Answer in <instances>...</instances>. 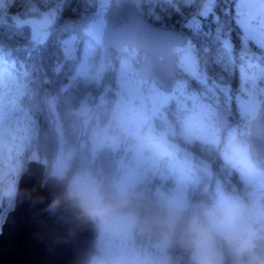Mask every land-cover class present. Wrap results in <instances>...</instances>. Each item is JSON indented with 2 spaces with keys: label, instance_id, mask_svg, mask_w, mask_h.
<instances>
[{
  "label": "flooded vegetation",
  "instance_id": "1",
  "mask_svg": "<svg viewBox=\"0 0 264 264\" xmlns=\"http://www.w3.org/2000/svg\"><path fill=\"white\" fill-rule=\"evenodd\" d=\"M30 1L33 2V0ZM240 1L241 0H237L236 3H233L232 0L222 2L225 18L220 19V22L223 23V26L225 28H229L228 33L222 32L218 35L219 39L220 37H222L221 49L224 52L233 53L234 51H236L235 47H237L238 44L234 42V37L232 35L233 32L237 33V39H240L242 46L244 45V33H242L243 28L238 20V7L240 5ZM206 2H208V0H187L186 2L188 7L190 5H193L195 7H198L199 9L193 18H191L187 22L185 21L184 26L180 27V30H182L184 34V40L183 42H181L182 44L180 45L179 43H176L170 50V53L172 54L175 61V66L177 68L178 74L174 79L173 85L169 89V91L160 89L152 80L146 82L148 86H155L171 97L169 100V104H166L165 108L163 109L165 117H163L161 114V117L159 115H153L151 117L152 119H149V126L146 130L148 132L152 130L164 132L163 130L167 128V133L171 137V149H174V152L176 154H174V156L172 157H167L164 155L158 157V153H151V150V152H148L146 150L144 155L142 156V159L148 158L146 160L147 168L151 165H158V167L160 166V169L156 170L157 173L149 172L150 174L146 175L147 178H145L146 176H143L141 173H139L138 177L133 176V178L127 180L129 187L118 186L120 185V182L122 180H125L121 177L123 174V170L121 171V160H128V162L131 161L130 159H132V156L136 155L137 153L136 151H134V149L139 144L138 140L136 139L137 137L132 138L131 135L124 134L122 125L120 124L118 126L116 124L118 117L117 114L118 111L122 109L124 97V91L122 89L123 83L121 82V78L119 77L121 69L117 67L118 63L120 62V55H122L123 50H120L115 46L112 47L113 62L108 70H106L105 66H103L102 72L99 71L98 73H96V71L88 67L85 76H82L78 73L76 79L80 81L83 92L81 97L78 98V106L76 108H73L72 112L70 113V115L73 114L71 117L65 118L69 115H65L63 113L65 118L64 120L59 111L56 109V102L58 100V97H56V102L54 100L53 120L55 123V129L58 134H61L57 126L60 125L63 129V134L72 132L78 136L77 146L76 143L69 144L70 147L76 146L75 153L82 151L83 156H85L87 159L91 158L92 161H94L96 156L98 157L100 154L107 153V156L109 155L108 158L110 159V161L106 162V164L104 161H99V163L97 164H94L95 162L85 163L84 174H88V169L93 167H97L100 170L99 171L97 169L99 174H97L96 177L92 176L91 181L94 183L96 189L106 201L112 202L118 199H123L127 202L131 200L133 201V204L131 206L128 205L120 213H127V215L129 216L127 222L124 224L125 228H131V230L128 231V236H131L132 240L127 239L128 242L125 241L128 247H130L128 248L131 250L129 252L133 251L143 254L146 249L155 250L160 246V241H154L153 243L152 240H145L144 238V231L146 228L143 225L142 220L139 222V217H141V215L145 216L144 214L148 215V218L151 217L150 214L152 213V210H154L153 207L155 206L152 207L151 204L140 202L139 198H147L150 197V195H153L156 196L159 201L163 200L166 204L165 211L168 217L172 211L169 207L168 199L171 196L176 197L179 195L180 201L182 202L183 200L182 203H186L183 206V209L177 215L180 216L182 212L190 209V202L192 200L198 199V196L196 195V189L201 183V175H203V177H205L206 179L209 175L211 181L216 171L213 168V161L208 156H206V154H204L201 145L214 147L215 149H221L222 159L226 163H228L230 167H233V163L228 157V154L233 150L232 132L235 130L239 132L240 126H242V122L239 115V104L237 103L238 101L233 97V85L230 83L226 85L225 83L220 82L219 79L217 80L214 78V76H211L209 74L207 66H205L203 64V61L201 60L200 39L202 34L201 28L203 19H205L210 13L213 12L215 8L214 4L216 3V1L213 0L210 3L209 7H207L206 13H203L202 9L205 7ZM158 5L160 4L156 5L152 2V0H143L140 11L142 14H144L142 12V8L156 9V6ZM39 6H43L44 10L42 12L47 14L51 12L49 10V7L53 6V19L51 20L53 23L44 31L45 37L43 38V40L39 39V37L37 38L39 39V41L33 40L35 51L40 54V44L42 42L48 44L52 39L59 38L70 33L71 40L69 41L71 43L66 44L64 42V38L61 41L62 44H60V42H57L58 45L56 46L55 50L58 51L56 57H65L71 65H69L64 59H61L60 61L56 60L54 62L55 66L53 67L58 72H64V70L70 71L71 74L68 76V79L69 82H72L74 80V68L72 66V62H74L75 60L74 58L82 57L86 47H90L92 45V41L97 42L95 38L87 33L88 25L90 22L94 21V18L97 15L100 16L102 13V21L104 20L105 22V29V14L107 12V9L112 6V0H39ZM96 12H98L97 15L95 14ZM213 14L216 18H218V14H216L215 12H213ZM234 20L237 23V27L232 26ZM159 21L172 23L170 20L166 19L153 20L152 22L158 25L157 22ZM161 25L165 24L163 23ZM104 29L102 32L101 40L103 37ZM194 31L196 32V34L194 33ZM81 41L85 42L84 49ZM97 47L99 48L98 50H95V52L97 53V57H103V45L100 44ZM134 53L141 58L145 56V54L138 49H134ZM257 53L258 58L256 67L259 72H262L264 70V44L258 45ZM181 57H190L189 62H193L192 68L186 69L180 61ZM159 60H163V57L160 56ZM249 61V55L244 54L242 59L238 62V66L240 67L241 72L248 69L247 67L250 64ZM99 67L100 64L97 66V69ZM93 68L96 67L94 66ZM76 71L78 72L79 70ZM90 72H92V74H90ZM95 74L96 77L93 78ZM104 76H106V78L109 80H105ZM262 83H264V80L259 81V84ZM68 86L69 85L67 84V87ZM211 89L215 90V97L221 95L219 98L220 103L213 110L215 112L216 118L218 107L221 105L233 111L236 117L235 124H232L225 129H221L218 127V123H216V132H214V134L208 133L206 135L207 138L210 139L200 140L198 138L192 137L187 138L185 136L184 126L189 120L191 112L194 113L192 100L194 102H201V105L207 107L208 97L204 95V93L207 90ZM257 89H260V85H257ZM60 93L63 94L64 92L60 91ZM172 93H174V95ZM228 94L231 96V98L228 97ZM261 105H264V103H262ZM245 125H247V123ZM67 127L69 129H67ZM247 127L248 130L245 132L244 136H247L250 133V128L249 126ZM181 141H183L185 145H182ZM239 143L240 145L247 147L245 139L240 140ZM188 145H195L196 149ZM178 156H180V158L184 160L190 161L188 162V165L190 166L189 177L192 178L193 183L196 184L180 186V182L184 180L185 172L169 169V166L176 162H174V160L176 157L178 158ZM152 157L153 159L154 157H157L159 162L151 163L153 160ZM105 167L112 170H109L110 172L106 174L103 171ZM259 171V179L263 181L264 177L262 176H264V169H261ZM178 187H180V189ZM203 188V194L204 192L208 193V183L205 184ZM181 190L182 193H180ZM260 192V203L264 210V189H261ZM203 194H201V196ZM213 209L215 210V208ZM138 210H140V212ZM211 211L212 210H209L207 212L209 223V216L211 215ZM260 219V222L263 225L258 226V230L256 232L257 236L254 235L251 237L252 246L246 248L240 247V250L236 251L238 258L240 259L239 264L246 260H253L257 264H260L261 261H264V259L258 257L260 255L254 252V247L257 246L255 245L254 239L264 238V214L260 216ZM193 220L195 222L196 217H194ZM149 225L150 224L146 223L147 228L149 227ZM95 230V245L98 247V249H100L101 245L103 244V240L100 238V230L96 223ZM163 237H166V241L164 243H167V246L170 247L169 236L167 234H164ZM215 240H217V237L215 238ZM231 245H233V242H231ZM98 251L101 255V251ZM243 252L247 253V255L249 256H243Z\"/></svg>",
  "mask_w": 264,
  "mask_h": 264
},
{
  "label": "rangeland",
  "instance_id": "2",
  "mask_svg": "<svg viewBox=\"0 0 264 264\" xmlns=\"http://www.w3.org/2000/svg\"><path fill=\"white\" fill-rule=\"evenodd\" d=\"M212 1L213 0H208V2H206L205 7L202 9L203 13H206V9ZM4 2L5 0H0V7L5 8L7 3ZM29 4L33 7L37 6L35 1H31ZM52 9L53 6H50L49 10L51 12L48 14L32 10V16L30 17H28L26 13L22 18H14L17 23L29 24L32 27L31 39L29 42L31 46L34 44L33 40H43L45 37L44 31L53 23L51 21L53 19ZM97 13L98 12L95 14L97 15ZM238 15L239 23L245 33V49H247V51L252 50L253 47L250 46L251 44L249 45V43H254L257 46L264 44V0H241L238 7ZM102 19L103 16L101 13L100 16L97 15L94 21L89 23L87 28V33L95 38L97 42H101L104 29L105 22L104 20L102 21ZM38 37L39 39H37ZM70 43L69 40L66 42V44ZM244 54L247 53L244 52ZM83 57L84 61L81 65L82 68L78 71L79 74L85 76L88 67L93 68L97 58H99L97 66L99 65L100 59L101 63L98 69L96 67V73L102 70L104 64L103 59L102 57H97L95 47L92 50L87 48ZM189 60L190 57H181L180 61L186 69L192 68L193 66V62H189ZM256 66L257 61L253 60L247 67V71L242 74L241 93L236 95V97L239 98V102L237 103L239 104L238 108L242 126H240L239 132L236 130L232 132L233 138L236 132L245 134L248 130L247 126L250 124V120L256 115L261 104L264 103V83L259 84L260 80H264V70L259 72ZM122 67V89L126 91L128 97H123L122 109L118 111L116 124L118 126L121 124L124 134H129L132 138L137 137L136 139L139 142L134 149L137 153L132 156V159H130L131 161L128 162V160L120 159L122 164L121 171L123 170L121 177L125 179L127 183L125 180H122L118 186L129 187L127 180L133 178V176L138 177L139 173L146 176L151 172L157 173L156 170L160 169L158 165H151L147 168L146 160L148 158L142 159L146 150L148 152L152 151L151 153H158V157L163 155L172 157L175 152L174 149H171V137L167 133V128L163 130L164 132L154 130L146 132L149 126V119H152L151 117L153 115L160 116L161 114L165 117L163 109L166 104H169L170 95H167V93L155 86H143L142 83L135 78V74H132V70L134 69L132 65L125 63ZM5 74L7 80H5ZM26 74L27 73L22 72L17 78L15 73L6 69L0 74V92L2 94V96H0V206L3 197L4 199H9L15 194L19 171L24 165L23 156L32 145V139L36 136L34 117L31 115L32 112L28 107H24V104L27 102V87L31 86L33 89H36V85L25 86L23 77L26 76ZM95 77L96 74L93 78ZM257 85H260V89H257ZM172 94L174 95V93ZM214 94L215 90L212 89L204 93V95L208 97L207 107L201 105V102H194L192 100L194 113L191 112L190 118L184 126L185 136L187 138L192 137L200 140L210 139L207 138L206 135L216 132L217 118L213 110L220 103L219 98L221 95L217 94L218 97H215ZM228 97L231 98L229 94ZM22 109L23 111H20ZM246 123L247 125H245ZM57 126L61 133L62 140L65 141L64 138L67 137V134H63V129L60 125ZM77 145L78 136L76 141V146ZM76 146L70 147L67 144L66 149L62 148L58 152L54 162V167H56L54 168V173L57 172V176H63L69 169V159L74 157ZM247 152V148L242 146L234 149L233 153L228 156L230 161L235 163L234 165H238V163L243 165V176H245L243 195H241L239 199L229 196L227 200L223 201L222 205L228 203L229 207L225 209L224 207H219V209L216 208L214 214L209 216V225L203 229V232L211 238L216 248L218 253L217 264H224V262L222 251L218 242L216 244L214 236L221 237L230 243L231 241L237 242L241 248L250 247L252 246L251 237L257 232V229L253 226L254 220H257L259 216L264 214L259 198L261 189H264V179L263 181L258 179L257 174L252 171L247 164ZM158 162V158L154 157L151 163ZM174 162V164L169 166L170 170L185 172L184 180L180 182V186L193 184V179L189 177L190 166L188 162L190 161L184 160L178 156V158H175ZM76 178H83L82 173L76 174L74 179ZM145 178H147V176ZM178 188L180 189V187ZM180 193H182V190ZM244 194L248 197L250 196L248 201L242 200ZM168 200L169 207L172 210L169 218H174L179 214L186 203H182L183 200L182 202L180 201L179 195L176 197L171 196ZM3 213L4 212L0 211V223L3 219ZM128 217L127 213H122L115 218H110L109 223L115 224L118 230L114 233H105L103 236L100 233L103 244L99 249L101 251V257L99 259H103L104 264H139L140 260L143 264H165L166 257H164V255L167 254L168 247L167 243H164L166 237H163V242H160L158 249H146L143 254L133 251L129 252L131 250L128 249L130 247H128L126 242H128L127 239L132 240V237L128 236V231H130L131 228H125L124 226ZM192 259L194 261L193 257ZM260 264H264V261H261Z\"/></svg>",
  "mask_w": 264,
  "mask_h": 264
},
{
  "label": "trees",
  "instance_id": "3",
  "mask_svg": "<svg viewBox=\"0 0 264 264\" xmlns=\"http://www.w3.org/2000/svg\"><path fill=\"white\" fill-rule=\"evenodd\" d=\"M215 1L216 3L214 4L215 8L213 12L218 14V18H216L212 12L203 19L202 23V34L200 39L201 60L203 61V64L207 66L211 76H214L215 79H219L220 82H223L226 85L228 83L233 85L232 92L235 95L239 92L241 87V72L239 71L238 66V62L241 60V56L238 52L240 50L239 43L241 41L240 39H237V33L233 32L232 35L234 37V42L238 44V46L235 47L236 51L233 53L222 51V37L219 39L218 35L222 32L228 33L229 31V28H225L223 23L220 22V19L225 18L222 2L230 0ZM14 2V5L9 8V11L11 13L21 12L24 9L25 0H15ZM152 2L156 5H160L156 6V9L142 8V12L147 17L151 20H170L172 23L164 21H159L157 23L174 25L179 28L184 26L185 21L187 22L193 18L199 9L193 5L188 7L186 4L187 0H152ZM232 2L236 3L237 0H232ZM3 12V9L0 8V70H2V67L5 65L4 62L6 63L8 60H11L13 61L14 66H19L24 63L27 70H33L35 72L36 77H39L40 75V80L38 81L40 91L38 92V95L34 92L32 97L29 99L26 98L27 102L25 103L28 109L32 112V115L35 116L37 127L36 138L34 137L33 143L31 147H29L25 158L29 157L30 154L36 155L40 160L45 161L47 172L50 174L53 161L59 152L58 149H56L58 138L53 120L54 111L51 107L50 98H55L56 102V97H58L56 109L65 120V118H69L73 115H70L72 109L78 106V98L81 97L83 92L82 85H80L78 79L69 82L68 76L71 74L70 71L64 70V72H58L54 69L53 66H55V64L53 65V60L51 58L44 56L43 54L38 55V52L31 46L27 47L26 43L20 44L16 47V49L19 48L20 51H14V53H16L14 54V58H11L8 54H4L5 56H3V52H6V48L8 47L6 32L10 30L13 34L17 33L12 24H8L4 21ZM232 26L237 27L235 20L233 21ZM194 33L196 34L195 31ZM64 60L71 65L65 57ZM105 80L108 81L109 79L106 78ZM67 84L69 85L68 87ZM60 91H63L64 93L61 94ZM63 113L69 116L64 118ZM67 129L69 128L67 127ZM67 138L70 143H75L77 141V135L72 132H68ZM181 144L185 145L183 141H181ZM188 146L196 149L195 145ZM201 147L204 154L213 161V168L216 172L211 181L210 178L207 177L206 179L201 175V183L197 188L200 194L196 189L198 199H194L190 202V209L182 212L180 216L169 218V216L167 217L165 211L166 204L163 200L159 201L156 196L153 195H150V197L147 198H139L140 202L151 204L152 207L155 206L150 214L151 217L148 218V215L146 214H144L146 217L143 215L139 217V222L142 220V223L146 228L144 231V238L145 240H152L154 243V241H161L163 235L167 234L170 240V247L167 248V254L172 256V264H194L192 259L193 241L209 223L207 212L216 208L218 199L221 195L230 196L237 193V187L239 189L243 188L244 181L242 177L238 174L235 168L230 167V165L222 159L221 149L202 145ZM81 156H83V154H81ZM108 157L109 155L107 156V153L100 154L98 157L96 156L93 162H95L94 164H97L99 161H104L106 164V162L110 161ZM79 162H81V159ZM97 169V167H93V171L96 175L99 174V169ZM109 170L112 169L107 167L103 169L106 174L110 172ZM229 180L230 182L226 185L225 189H223L222 186L218 187L219 182L227 183ZM207 183L209 185V191L208 193L204 192V197L203 187ZM201 194L203 195L201 196ZM13 204V197H10L9 199L3 198L0 206V211L4 212L2 215V221L4 220L6 213L12 209ZM132 204V200L128 202L129 206ZM138 211L140 212V210ZM194 217H196L195 222L193 220ZM146 223L150 224L148 228L146 227ZM219 239L220 238H218V240ZM254 241L255 245H257L254 247V252L260 255L258 257L264 259V238H255ZM220 242L222 244L224 264H239L240 259L236 254L235 244L231 245V243H228L225 239H220ZM243 256L249 255L243 252Z\"/></svg>",
  "mask_w": 264,
  "mask_h": 264
},
{
  "label": "water",
  "instance_id": "4",
  "mask_svg": "<svg viewBox=\"0 0 264 264\" xmlns=\"http://www.w3.org/2000/svg\"><path fill=\"white\" fill-rule=\"evenodd\" d=\"M140 4L141 0H114L106 15L105 62L110 58L111 44L120 48L135 45L147 54L138 66L139 75L152 78L163 88H171L176 68L170 50L174 44H182L183 35L176 29L151 24L139 14ZM233 119L230 111L219 109L221 127L228 126ZM251 131L247 138L250 156L254 165L261 167L264 106L252 121ZM73 175L74 165L64 178L49 177L45 181V166L35 161L28 164L18 184L14 208L1 227L0 264H87L97 253L92 220L68 197L67 188Z\"/></svg>",
  "mask_w": 264,
  "mask_h": 264
},
{
  "label": "clouds",
  "instance_id": "5",
  "mask_svg": "<svg viewBox=\"0 0 264 264\" xmlns=\"http://www.w3.org/2000/svg\"><path fill=\"white\" fill-rule=\"evenodd\" d=\"M68 195L76 202L82 214L94 221L101 235L114 233L117 226L109 223L110 218L120 215L128 202L118 199L108 202L89 178H76L69 185ZM194 264H217L218 253L211 238L201 231L193 241ZM91 264H104L103 259H93Z\"/></svg>",
  "mask_w": 264,
  "mask_h": 264
}]
</instances>
